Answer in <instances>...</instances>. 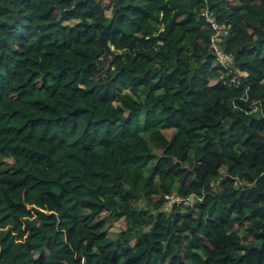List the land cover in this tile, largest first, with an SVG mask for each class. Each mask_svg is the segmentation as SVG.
Wrapping results in <instances>:
<instances>
[{
  "label": "trees",
  "instance_id": "obj_1",
  "mask_svg": "<svg viewBox=\"0 0 264 264\" xmlns=\"http://www.w3.org/2000/svg\"><path fill=\"white\" fill-rule=\"evenodd\" d=\"M0 264H264V0H0Z\"/></svg>",
  "mask_w": 264,
  "mask_h": 264
},
{
  "label": "built area",
  "instance_id": "obj_2",
  "mask_svg": "<svg viewBox=\"0 0 264 264\" xmlns=\"http://www.w3.org/2000/svg\"><path fill=\"white\" fill-rule=\"evenodd\" d=\"M204 14L207 16V19L212 23V26L215 29V32L213 33V36H212V43H211V46L217 55L215 63L216 64L217 63L226 64L228 60H232V57L227 55L224 52V50L221 47L220 42L223 41V37H226L228 35L230 27L219 24V22L216 20L215 16L209 9H207ZM212 185H214V183H212ZM174 203L189 204L190 198H184L178 195L177 196L172 195L169 197L168 205H172Z\"/></svg>",
  "mask_w": 264,
  "mask_h": 264
},
{
  "label": "rangeland",
  "instance_id": "obj_3",
  "mask_svg": "<svg viewBox=\"0 0 264 264\" xmlns=\"http://www.w3.org/2000/svg\"><path fill=\"white\" fill-rule=\"evenodd\" d=\"M108 14H111V9L107 10ZM142 117L144 118V114L142 115ZM164 132L168 135L171 136L172 134V130H164ZM125 228V220L123 218L119 219V220H115L111 226L110 229V234H117L119 233L121 230H123Z\"/></svg>",
  "mask_w": 264,
  "mask_h": 264
}]
</instances>
